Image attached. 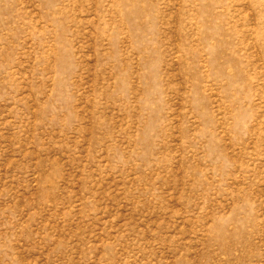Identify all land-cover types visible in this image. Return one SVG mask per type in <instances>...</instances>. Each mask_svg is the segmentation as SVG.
<instances>
[{
    "label": "rangeland",
    "instance_id": "obj_1",
    "mask_svg": "<svg viewBox=\"0 0 264 264\" xmlns=\"http://www.w3.org/2000/svg\"><path fill=\"white\" fill-rule=\"evenodd\" d=\"M0 264H264V0H0Z\"/></svg>",
    "mask_w": 264,
    "mask_h": 264
}]
</instances>
